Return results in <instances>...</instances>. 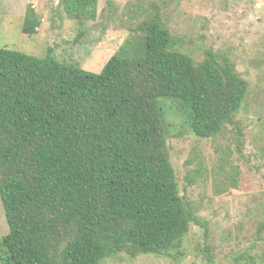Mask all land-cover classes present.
<instances>
[{
  "label": "trees",
  "instance_id": "trees-1",
  "mask_svg": "<svg viewBox=\"0 0 264 264\" xmlns=\"http://www.w3.org/2000/svg\"><path fill=\"white\" fill-rule=\"evenodd\" d=\"M63 2L81 20L95 18L99 0ZM40 26L29 9L23 33ZM131 32L99 74L56 60L51 48L45 57L0 48V195L10 229L0 263L180 255L191 225L205 227L181 195L161 102L191 106L193 134L211 139L242 109L249 82L212 50L199 62L181 52L158 22Z\"/></svg>",
  "mask_w": 264,
  "mask_h": 264
},
{
  "label": "rangeland",
  "instance_id": "rangeland-1",
  "mask_svg": "<svg viewBox=\"0 0 264 264\" xmlns=\"http://www.w3.org/2000/svg\"><path fill=\"white\" fill-rule=\"evenodd\" d=\"M63 3L0 0V48L37 57L51 48L56 60L99 74L131 31L155 21L181 52L199 62L212 50L249 82L244 106L211 139L193 134L191 106L161 102L181 195L205 227L191 225L181 256L119 254L101 264H264V0H99L95 18L81 20ZM29 9L41 20L33 36L23 33ZM9 231L0 195V245Z\"/></svg>",
  "mask_w": 264,
  "mask_h": 264
}]
</instances>
